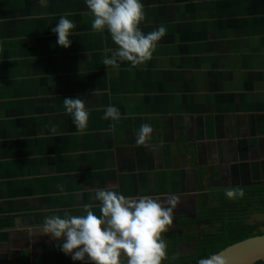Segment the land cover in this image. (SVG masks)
Instances as JSON below:
<instances>
[{
  "label": "crops",
  "instance_id": "obj_1",
  "mask_svg": "<svg viewBox=\"0 0 264 264\" xmlns=\"http://www.w3.org/2000/svg\"><path fill=\"white\" fill-rule=\"evenodd\" d=\"M141 2L142 32L166 33L151 58L113 67L102 57L118 46L91 29L83 0H0V264H81L41 227L84 204L98 215V188L174 194L167 232H215V219L185 222L222 203L263 227L264 0ZM60 16L75 24L68 48L51 31ZM66 97L85 101V129ZM109 104L116 121L102 118ZM142 124L152 131L138 144ZM229 188L244 195L228 199Z\"/></svg>",
  "mask_w": 264,
  "mask_h": 264
},
{
  "label": "clouds",
  "instance_id": "obj_2",
  "mask_svg": "<svg viewBox=\"0 0 264 264\" xmlns=\"http://www.w3.org/2000/svg\"><path fill=\"white\" fill-rule=\"evenodd\" d=\"M46 0H38L44 4ZM91 13V29L107 31L117 45L110 56H103L102 63L118 67L128 61L136 66L151 58L157 42L165 35L164 25L144 33L139 25L145 11L141 0H83ZM75 24L66 16H60L51 27L56 35V45L68 48L69 37ZM65 113L70 115L77 129H85L90 110L79 97L63 98ZM119 109L112 104L105 106L103 119L116 121ZM55 129L53 128V131ZM152 131L150 125L142 124L137 133V143H144ZM224 195L228 199L242 197L241 189L229 188ZM94 199L99 202V214H94L92 205H83V214L63 216L52 214L44 217L41 231L59 241V249L72 261H87L88 264H161L165 259H174L167 254L163 233L173 220L177 197L170 194L166 202L149 195L125 196L112 188H98ZM62 238V239H61ZM196 264H227L219 254L201 257Z\"/></svg>",
  "mask_w": 264,
  "mask_h": 264
},
{
  "label": "trees",
  "instance_id": "obj_3",
  "mask_svg": "<svg viewBox=\"0 0 264 264\" xmlns=\"http://www.w3.org/2000/svg\"><path fill=\"white\" fill-rule=\"evenodd\" d=\"M239 204V203H238ZM237 206L240 210L238 211L240 215H243V219H238L237 221H230V222H224L222 221V217L228 216L225 213L226 211H233L237 212L235 203L233 204H227L222 203L221 205H217L214 209L210 208L207 210H203L202 212H199L197 215V218L195 220L186 221L185 223L188 224H194L197 220H207V219H215L216 221H221V224L224 226L222 227L220 233L219 232H213L211 234H208L207 236L201 235L199 237H196V234L192 231H182V233L189 232L187 235H195L194 239L192 241L188 240H181L180 238H176L175 242L171 247V249H167V254L169 257H174V259H165L161 262V264H196V261L201 257H207L213 254H216L220 250L224 249L225 247L236 243L238 241H241L243 239L250 238L255 235H259V231H254V228L258 227L257 223H247L246 216L249 212V209H244V207L239 204ZM260 213H264V208L259 207ZM243 212V214L241 213ZM235 216V214H232ZM185 226L186 229H188V226ZM264 227V224H262ZM184 226V225H183ZM192 233V234H191ZM224 235L228 236V240L224 237ZM189 241V242H188ZM193 243V247L191 249H188L185 253L180 252L178 250V246L181 243ZM216 242H220L216 243ZM79 263H83L82 261H79ZM255 264H262L261 262H257Z\"/></svg>",
  "mask_w": 264,
  "mask_h": 264
},
{
  "label": "water",
  "instance_id": "obj_4",
  "mask_svg": "<svg viewBox=\"0 0 264 264\" xmlns=\"http://www.w3.org/2000/svg\"><path fill=\"white\" fill-rule=\"evenodd\" d=\"M216 254L227 264H264V235L253 236L233 243Z\"/></svg>",
  "mask_w": 264,
  "mask_h": 264
},
{
  "label": "rangeland",
  "instance_id": "obj_5",
  "mask_svg": "<svg viewBox=\"0 0 264 264\" xmlns=\"http://www.w3.org/2000/svg\"><path fill=\"white\" fill-rule=\"evenodd\" d=\"M235 204H237V203H235ZM235 207H236L237 212L226 211L225 213H227L226 215H228V216L222 217L221 218L222 221H224V222L226 221L228 223L230 221H237L238 219H243L244 216L240 215V213L238 212L240 209L238 208L237 205H235ZM241 213L243 214V212H241ZM232 214H235V216H233ZM222 227H224V226L221 224V221H217V223L215 224V228L213 230L220 233ZM254 229H255L254 231H259L260 232L259 235H264V227H262L261 229H258V228H254ZM189 232L182 233L181 231H179V229L174 228L173 230H170L169 232L163 233L162 235H163V237L166 240L167 249H171L172 248L176 238H180L181 240L182 239L183 240H188L189 239L190 241H192L194 239L195 235H191V236H190V234L187 235ZM255 236H258V235H255ZM224 237L227 240L229 239L227 235H224ZM216 243L220 244V242H216ZM169 247H171V248H169ZM186 249L187 248H184L185 251L183 253H185L187 251ZM167 251H169V250H167Z\"/></svg>",
  "mask_w": 264,
  "mask_h": 264
},
{
  "label": "flooded vegetation",
  "instance_id": "obj_6",
  "mask_svg": "<svg viewBox=\"0 0 264 264\" xmlns=\"http://www.w3.org/2000/svg\"><path fill=\"white\" fill-rule=\"evenodd\" d=\"M178 213H179V212H178ZM176 216H177V215H176ZM199 235H200V233H199V232H197V233H196V237H197V236H199ZM191 247H193V244H190V246H189V247H186V248H187L186 250H188V249H191ZM184 251H185V250H184Z\"/></svg>",
  "mask_w": 264,
  "mask_h": 264
}]
</instances>
